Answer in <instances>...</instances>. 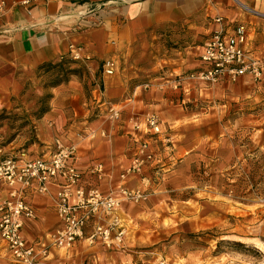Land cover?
Listing matches in <instances>:
<instances>
[{"label":"crops","instance_id":"0c3cea01","mask_svg":"<svg viewBox=\"0 0 264 264\" xmlns=\"http://www.w3.org/2000/svg\"><path fill=\"white\" fill-rule=\"evenodd\" d=\"M5 1L8 11L0 18V113L18 108L33 90L51 96L47 113L36 120L38 145L29 154L48 157L60 139L77 147V167L83 173L86 190L98 188L103 194H117L125 185L130 190L146 188L150 193L142 205L118 195L121 203L115 216L126 228L122 246L108 248L84 239L68 248H57L52 242L60 226L54 196L63 180L58 179L47 194L26 193L37 210V219L24 220L23 235L29 243L49 245L48 256L39 264H81L87 259L99 264H132L126 254L132 242L129 222L144 226L145 232L155 233L160 228L163 233L166 227L159 218L160 204L167 200V187L192 188L185 179L183 185L179 183L175 164L226 141L223 107L245 100L264 101V74L261 81L245 76L238 83L205 84L190 76L203 67L200 58L182 55L146 71L134 65V48L148 34L175 30L181 24L196 34L211 36L220 27L216 19L221 17L230 28L250 26L248 50L264 62V0H40L30 10L21 0ZM71 44L83 46L91 56L83 63L87 74L72 75L57 87L40 89L41 74L45 73L40 67L68 59ZM108 60L117 62V72L111 76L98 73ZM143 74L148 79L144 84L130 85ZM112 106L122 110V121L107 119ZM149 112L159 115L168 143L164 136H143L129 124L130 119L141 120ZM138 137L148 142L160 164L162 160L164 177L158 184L153 176L146 177V172H126L140 146ZM1 153L0 149V158ZM10 191L0 185V201L8 198ZM110 221L103 217L92 220L86 234L95 225ZM141 234L138 237L145 236ZM4 246L0 239V264H13Z\"/></svg>","mask_w":264,"mask_h":264},{"label":"rangeland","instance_id":"374dc122","mask_svg":"<svg viewBox=\"0 0 264 264\" xmlns=\"http://www.w3.org/2000/svg\"><path fill=\"white\" fill-rule=\"evenodd\" d=\"M209 37L183 24L175 30L166 28L153 36L148 34L134 48V65L148 71L156 63L182 55L197 60ZM69 67L81 68V76L87 74L83 63ZM101 72L104 74L103 65ZM144 74L132 79L130 85L144 84L148 80ZM57 75L58 71L43 72L38 87L45 90ZM46 95L33 90L18 108L0 113L1 158L41 157L29 152L38 145L36 120L40 108L48 105ZM247 101L223 107L226 141L222 145L214 143L207 152H197L184 163L175 164L179 183L183 185L185 179L192 188L167 187V200L160 204L159 216L165 231L158 228L155 233L145 232L144 226L129 222L132 242L126 254L132 264H264V101ZM161 164L144 170L146 177L153 176L157 184L164 177ZM139 233L145 236L140 238ZM86 263L93 261L87 259L81 264Z\"/></svg>","mask_w":264,"mask_h":264},{"label":"built area","instance_id":"2783aa9c","mask_svg":"<svg viewBox=\"0 0 264 264\" xmlns=\"http://www.w3.org/2000/svg\"><path fill=\"white\" fill-rule=\"evenodd\" d=\"M39 1L21 0V4L30 10ZM7 11V2L0 0V18ZM216 21L220 23V27L205 41L199 57L203 67L190 76L205 84H219L223 81L237 83L245 76L261 81L264 62L252 56L248 50L250 26L238 24L230 28L225 25L223 18L219 17ZM68 55L75 62L86 63L92 59L84 47L78 44L69 46ZM103 68L105 75H114L116 63L108 60L104 62ZM144 87L148 88V84ZM106 115L111 122L122 121V110L116 106L110 107ZM129 124L143 136H164L168 143L166 131L162 129V121L156 112L145 114L141 120L130 119ZM136 140L140 146L126 172L141 174L149 167H155L159 160L149 150L144 138L138 137ZM58 179L63 180L61 189L54 196L60 226L53 234L52 242L57 248H68L82 239L108 248L122 246L126 228L115 216L121 203L118 195L136 205L145 203L150 198L146 188L130 190L125 185L117 190V194H103L98 188L86 190L83 186V173L77 167V147L65 144L60 139L56 140L55 149L48 157L0 158V185L11 190L9 197L0 201V239L11 254L13 264H39L48 256L49 245L29 243L23 235L24 220L37 219V210L26 199V193L33 191L47 194L50 185ZM144 180L149 183L146 178ZM143 185L146 187L145 183ZM98 217L111 221L95 225L87 235L88 224Z\"/></svg>","mask_w":264,"mask_h":264},{"label":"trees","instance_id":"16d2710c","mask_svg":"<svg viewBox=\"0 0 264 264\" xmlns=\"http://www.w3.org/2000/svg\"><path fill=\"white\" fill-rule=\"evenodd\" d=\"M69 64L77 65L75 62H72L69 59H65L61 63L57 64H48L43 65L40 67V71L44 70L45 72H52V71H58V75L55 78L54 81H52L47 87H57L58 85L68 81V79L72 75H80L81 68H71L69 67ZM50 95L45 96V100L48 98V102L50 100ZM49 109V106L45 103L43 107L40 108V111L38 112V118H41L45 113H47ZM233 245L237 247H244V244L240 242H234Z\"/></svg>","mask_w":264,"mask_h":264},{"label":"bare ground","instance_id":"6f19581e","mask_svg":"<svg viewBox=\"0 0 264 264\" xmlns=\"http://www.w3.org/2000/svg\"><path fill=\"white\" fill-rule=\"evenodd\" d=\"M106 76H108V75H106Z\"/></svg>","mask_w":264,"mask_h":264}]
</instances>
